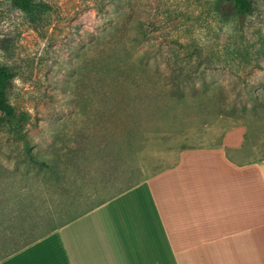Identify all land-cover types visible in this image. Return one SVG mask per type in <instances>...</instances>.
Returning a JSON list of instances; mask_svg holds the SVG:
<instances>
[{
    "label": "rangeland",
    "instance_id": "1",
    "mask_svg": "<svg viewBox=\"0 0 264 264\" xmlns=\"http://www.w3.org/2000/svg\"><path fill=\"white\" fill-rule=\"evenodd\" d=\"M36 1L52 10L34 28L0 0V64L17 71L9 102L28 117L24 138L0 124V258L232 128L264 156V0L242 19L216 0H128L141 12L120 59L97 42L114 0ZM189 58L192 77L169 74Z\"/></svg>",
    "mask_w": 264,
    "mask_h": 264
},
{
    "label": "crops",
    "instance_id": "2",
    "mask_svg": "<svg viewBox=\"0 0 264 264\" xmlns=\"http://www.w3.org/2000/svg\"><path fill=\"white\" fill-rule=\"evenodd\" d=\"M247 129L181 151L173 166L55 224L0 264H264V156H251L259 145H247Z\"/></svg>",
    "mask_w": 264,
    "mask_h": 264
},
{
    "label": "trees",
    "instance_id": "3",
    "mask_svg": "<svg viewBox=\"0 0 264 264\" xmlns=\"http://www.w3.org/2000/svg\"><path fill=\"white\" fill-rule=\"evenodd\" d=\"M113 4L116 6L115 14L111 16L101 15L100 25L104 26V29L101 30L98 35L97 42H101L104 41L105 38H109L112 46L110 50H113L112 52L120 59L122 54H125L124 51L128 46L129 38L126 36V33L131 27V18L133 16L135 17L136 13H138L139 16L141 8L138 2L131 3L128 0H114ZM216 4L219 6L226 4L231 5L233 15L238 19H242L251 14L254 9L251 0H216ZM9 10L22 13L27 18L28 23L31 24L32 27L37 28L38 24L43 20V15L50 12L52 10V6L44 1L9 0ZM99 13L100 12H98V14ZM156 21L157 20L154 19L148 22L149 30L160 29V24L158 25ZM135 22L137 24H135V26L138 28L139 33L142 35L145 34L143 37L138 39L139 43H141L147 39V30L145 33L143 32V24L139 19L136 18ZM157 48H159V45ZM157 56L161 57V52ZM194 71L195 67L193 60L189 58L185 64H177L175 67L172 66L169 74L186 76L187 79L188 77H192ZM160 72L163 73L162 70ZM16 76L17 71L15 68L0 64V124L9 126V128L12 129L18 137L24 138V126L28 122L27 114L24 112H16L14 107L9 102L10 83ZM255 102H257L260 109H264V99L261 100L260 98H256ZM28 156L33 163H43V161L38 160L35 153L30 150L28 151ZM62 178V175L57 174V181ZM10 254L1 257L0 260Z\"/></svg>",
    "mask_w": 264,
    "mask_h": 264
}]
</instances>
